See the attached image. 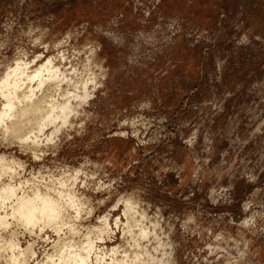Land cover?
<instances>
[{"label":"rangeland","instance_id":"rangeland-1","mask_svg":"<svg viewBox=\"0 0 264 264\" xmlns=\"http://www.w3.org/2000/svg\"><path fill=\"white\" fill-rule=\"evenodd\" d=\"M53 56L99 85L37 157L0 135L24 190L80 169L84 227L124 220L117 201L130 196L166 241L164 263L264 264V0H0V79ZM15 238L36 255L9 264H40L55 236Z\"/></svg>","mask_w":264,"mask_h":264},{"label":"bare ground","instance_id":"bare-ground-1","mask_svg":"<svg viewBox=\"0 0 264 264\" xmlns=\"http://www.w3.org/2000/svg\"><path fill=\"white\" fill-rule=\"evenodd\" d=\"M53 57L47 58L35 67L22 61L23 59L15 61L14 66L6 70L0 79V135L4 141L10 140L11 143L16 142L19 146L27 148L34 157H37L36 150L39 146L44 142L53 143L63 128L72 125V116L75 117L79 109L92 97L89 85L91 84L93 88L96 86L93 78L90 80L85 78L86 81L76 80L73 69L69 72L65 69L66 65L65 68L62 66L63 56H60L59 60L55 58L56 56ZM53 90L55 93L62 91L61 103L54 102L55 93L47 98L49 91ZM41 92L43 96L40 98L38 95ZM42 147H45V144ZM21 168L23 165L20 161L0 155V230L10 228L6 229L4 226L6 216L8 224H15L12 219L13 211L25 201H35L37 206L45 209L46 214L43 217L39 212L36 213L38 223L21 228L24 233L30 235L41 234L47 230L54 234L55 239L50 241L49 252L43 256L40 264L164 263L162 258L166 253H162L161 250H164L162 247L166 241L162 245L159 238V241L154 239L156 235L153 227L156 228V225L153 227L152 224L149 225L153 228L152 231L145 225L147 218L145 211L141 210L136 199L127 196L117 201L122 203L124 220L119 216L111 224L110 214H105L98 218V225L84 227L85 225H81L79 221L84 214L89 215L92 209H87L88 200L84 196L77 195L75 190L72 191L81 173L80 169L70 170L65 175H60L58 180H51L49 183L46 180L48 184L44 183V186H39V182V185L34 184L32 179V184L29 183V190L26 191L23 186H27L28 183L25 182L26 184L22 186V182L15 179L18 177L17 171ZM116 206L117 204L114 207ZM117 230L121 233L119 237L124 240L123 245L106 247V241L110 240ZM151 236L154 242L157 241L148 248L149 243L143 245V242H148ZM0 250L4 253L10 252V256L6 255L8 258L4 260L8 264L17 262L20 257L36 255L32 244H27L24 249L20 247L13 231L10 232L9 239L0 238ZM159 251L162 255L157 257Z\"/></svg>","mask_w":264,"mask_h":264},{"label":"clouds","instance_id":"clouds-1","mask_svg":"<svg viewBox=\"0 0 264 264\" xmlns=\"http://www.w3.org/2000/svg\"><path fill=\"white\" fill-rule=\"evenodd\" d=\"M39 212L41 217H43L45 213V209L37 206L35 201H25L19 205L18 208H15L12 214V219L15 221L14 225L8 224V217L5 219V228L12 227L13 235L16 234V231L20 228H24L27 225H35L39 221L36 218V213Z\"/></svg>","mask_w":264,"mask_h":264}]
</instances>
